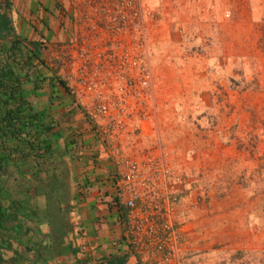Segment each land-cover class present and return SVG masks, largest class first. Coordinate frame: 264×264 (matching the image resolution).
<instances>
[{"label": "crops", "instance_id": "0c3cea01", "mask_svg": "<svg viewBox=\"0 0 264 264\" xmlns=\"http://www.w3.org/2000/svg\"><path fill=\"white\" fill-rule=\"evenodd\" d=\"M26 1L17 0L16 9L11 4L9 13L17 33L26 30L28 39L43 41L46 47L70 40L72 28L68 23V0H38L45 4L33 8L36 16L32 19L23 13ZM251 1L250 20L249 14H238L239 21L234 22L220 15L217 19L215 17V30L210 32L208 29L211 36L213 32L218 34L214 39L221 40L220 44H233L232 40H235L242 45L241 54L245 57L248 56L243 48L248 50L251 44V41L245 42L247 34L258 28L254 23L257 24L264 13V0ZM203 3L216 7L217 14L220 9L227 10L232 6L231 0H203ZM142 4L148 12L155 14V25L160 26L161 36L165 22L169 31L178 29L179 25L172 24L170 18L190 17L188 21L198 18V12L192 11L195 3L186 0H142ZM243 17L248 20L245 22ZM32 28H36V32ZM223 50L226 52H219L220 56L216 57L209 51L193 54L186 64L176 67L163 59L160 80L157 79V66L153 65L154 82L163 95L157 132L163 148L178 154V168L189 176L179 186V201L175 205L176 220L187 231L183 242L185 249L188 245L196 248L198 238L194 232L203 233L207 229L212 232L213 224L204 225L200 220L214 212L225 216L224 232H228V236H242L249 226L255 232H264L263 197L255 198L253 203L243 197L235 198L231 191H227L232 190V183L236 181L234 165L240 162L241 168L253 167L249 152L233 146L238 133L227 122L238 110V106L233 108L229 104L238 97L237 91L229 88L230 77L235 76L229 75L226 79L223 88L226 95L220 94L217 104L216 99L212 103L201 101L199 104L196 101L191 105L175 98V90L180 85L176 79L183 83L191 81L194 85L190 87L205 93L212 78L203 65L214 60L224 62L227 69L233 53L225 46ZM254 59L262 68L264 60ZM214 72L217 77H223ZM43 84L31 100L36 109L44 110L45 124L54 126L45 135L51 149L43 160H19L16 164L5 165L0 172V203L14 213L13 231L0 232V264H110L117 256L125 257V264H144L124 237L126 217L120 204L125 194L120 193L113 182L118 168L117 161L110 155L109 145L95 136L91 123L73 104L65 88L58 82L53 86L46 82L49 88L46 94ZM253 100L250 101L252 104L258 101L257 98ZM237 102L242 103L241 100ZM186 111L192 112L194 118ZM180 115L187 117L181 121ZM204 115L206 124L200 121ZM192 119L194 122H190ZM241 154L243 159L240 160ZM254 165L258 167L257 163ZM258 182L263 189L264 181ZM12 203L16 207L11 206ZM218 224L215 223V227Z\"/></svg>", "mask_w": 264, "mask_h": 264}, {"label": "built area", "instance_id": "2783aa9c", "mask_svg": "<svg viewBox=\"0 0 264 264\" xmlns=\"http://www.w3.org/2000/svg\"><path fill=\"white\" fill-rule=\"evenodd\" d=\"M68 3L70 40L46 47V65L117 161L113 182L125 194L120 208L127 244L144 264H180L187 231L176 220L175 205L189 176L157 132L163 95L152 63L161 36L155 14L142 0Z\"/></svg>", "mask_w": 264, "mask_h": 264}, {"label": "rangeland", "instance_id": "374dc122", "mask_svg": "<svg viewBox=\"0 0 264 264\" xmlns=\"http://www.w3.org/2000/svg\"><path fill=\"white\" fill-rule=\"evenodd\" d=\"M16 1L10 0L11 4H14L13 7L15 9ZM186 1L190 4L191 2L195 3L192 11L198 12V16H196L198 18H192L190 21H188L190 17H186L185 19L170 18L172 24L176 23L179 25L178 29H175L176 32L174 30L169 31L167 29L168 26L165 24L166 22L164 23L163 36H160L155 43V58L152 62L154 66H157V79L160 80V65L161 63L163 64V59L176 67L186 64L193 54H206L209 51L214 57L216 55L220 56V53L226 52L223 50V46L232 51L231 53L233 54L229 57L231 61L227 62V69H225L224 62L211 60L204 63L203 67L208 71V76L212 78L210 84L205 89V93L202 94V92H198V90L190 87V85H194L191 81L185 80L183 83L181 79H176L175 81L180 85L175 90V98L177 99L176 101L180 102L183 100L191 105L196 101L199 104L201 101L212 103L216 99V102H214L217 104L219 95H226L223 91L225 81H227L226 79L229 75L235 76L230 77L231 83L229 82V88L236 90L238 97L229 101V104L233 108L238 106V110L228 118L227 122L238 133V138L233 143V146H235V149L239 148V151L249 152V159L253 161V167L247 165V167L241 168L240 162L234 165L233 173L236 175V181L234 180L235 182L232 183V190L228 189L227 191H231V196L235 198L243 197L252 200L250 202L254 203L255 198L263 197L262 199H264V186L261 189V186L258 184L260 183L258 180L264 181V65L260 68L257 66L256 59H254L264 60V13L261 14L263 17H260L258 23L256 24V21L254 23L258 28L251 29L247 34L248 38H246L245 42L251 41V44L248 45V50L245 47L243 48V51L247 53L246 56H248L245 57L241 54L242 45L237 44L235 40H232L234 42L233 44H220L221 40L218 38L214 39L215 35L218 34L214 35L213 32L211 36L208 29L210 32L215 30L214 25L217 24L215 17L217 16V19L220 15L234 22L239 21L238 19L240 17H238V14L242 13L243 16L249 14L250 20L251 0H231V8L227 10L220 9V14H217L216 7L213 6L212 8L211 6L204 5L203 0ZM43 4L45 3L42 1L27 0L25 3L26 7L24 8L25 12L23 11V13H25L27 18L32 19V16H36L33 15V8L44 7ZM218 4L220 5V2H217ZM19 8L22 10L21 6ZM211 11L213 12L211 13ZM243 18L245 22L248 20L246 17ZM167 23L170 24V21H167ZM31 24L30 22L29 25ZM35 30L36 28H32V31L36 32ZM19 34L28 38L26 30H23L21 33L19 30ZM46 51L45 44L44 56H46ZM234 58H236V61L233 60ZM214 71L218 74L220 73L223 77H217ZM256 73L258 75H255ZM44 84L47 89L46 94H48L47 91H49V88H47L46 82ZM255 98L258 100L255 103L258 104V107L250 102L254 101L253 99ZM237 100H241L242 103L237 102ZM199 104L198 108L202 109ZM232 111L233 109H231V113ZM186 112L192 115V112ZM191 117L194 118V115ZM204 119H207L206 115L203 116V119H200L201 123L205 122ZM193 120L190 122H194ZM238 159H243L242 154ZM256 163L258 167L255 168L254 164ZM251 206L254 207L255 205ZM219 214L220 212L210 213L206 216L207 218L205 217L203 220H200V223L204 225H207V223L209 225L213 224L212 232H208V229L207 232L203 233L194 232L195 238H198L196 248L190 245L186 249L182 247L179 252L180 264H264V232H255L254 228L251 229L249 226L246 232H242L244 234L242 236H228V232H224L226 228V226L224 227L226 221H223L225 216ZM215 223L219 224L215 227Z\"/></svg>", "mask_w": 264, "mask_h": 264}, {"label": "trees", "instance_id": "16d2710c", "mask_svg": "<svg viewBox=\"0 0 264 264\" xmlns=\"http://www.w3.org/2000/svg\"><path fill=\"white\" fill-rule=\"evenodd\" d=\"M10 9V0L0 1V172L19 160L45 159L51 149L45 135L54 126L45 124L44 110L36 109L31 97L44 82L66 87L46 65L43 41L17 33ZM13 216L0 203V232L14 229ZM110 264H125V257L117 256Z\"/></svg>", "mask_w": 264, "mask_h": 264}]
</instances>
